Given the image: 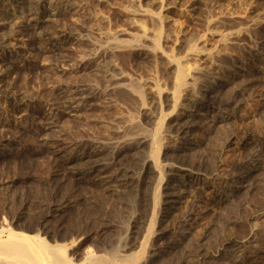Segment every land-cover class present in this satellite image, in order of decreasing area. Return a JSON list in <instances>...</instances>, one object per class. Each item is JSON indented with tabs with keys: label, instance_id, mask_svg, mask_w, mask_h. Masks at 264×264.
Masks as SVG:
<instances>
[{
	"label": "rangeland",
	"instance_id": "374dc122",
	"mask_svg": "<svg viewBox=\"0 0 264 264\" xmlns=\"http://www.w3.org/2000/svg\"><path fill=\"white\" fill-rule=\"evenodd\" d=\"M40 9L51 14L35 29L0 26V220L69 200L46 221L58 235L93 232L86 245L100 264H195L196 250L217 249L231 254L220 264H264V0H50ZM239 67L248 82L233 75ZM180 70L188 84L178 85ZM208 81L222 86L228 118L195 117L178 135L177 118ZM70 83L94 94L79 113ZM127 138L125 190L114 192L112 167L71 174L86 152ZM182 158L195 170L221 166L174 198L165 164ZM146 159L158 163L144 173ZM233 172L245 183L221 200ZM194 193L214 207L178 229ZM246 239L255 252L244 258L231 245Z\"/></svg>",
	"mask_w": 264,
	"mask_h": 264
},
{
	"label": "bare ground",
	"instance_id": "6f19581e",
	"mask_svg": "<svg viewBox=\"0 0 264 264\" xmlns=\"http://www.w3.org/2000/svg\"><path fill=\"white\" fill-rule=\"evenodd\" d=\"M46 1L48 2L50 0H0V26L4 25L5 27V25H7L9 21L12 20V22L15 21L16 24H18L19 29L23 30L24 32L31 29H35L36 20L43 19L44 17L49 16L51 14V12L48 10L40 9L41 6H43V4ZM261 48H264V46H262ZM241 68L242 67L238 68V70L240 69L239 72L236 71L237 69L236 70L233 69L234 70L233 75L235 77L241 75L243 76V80L248 82L249 80L248 76L250 75V73L248 70L245 69L241 70ZM181 69L183 70V68ZM2 70L3 69H1L0 66V71ZM183 73L184 72L180 70L178 76H176L178 79L177 82L179 86L184 85L186 83L188 84L187 78ZM221 88L222 86L220 84L219 85L213 84L212 81H208L207 83L204 84L203 88L196 90V92L192 96L190 105L186 109V112L184 111L185 113L179 116L177 118L178 121H176V123L174 124V129L178 133V135L183 136L184 132L186 131V129H188L189 125L193 122L195 117H201V118L211 117L214 123L219 120L228 118L227 116L221 115L219 113L225 107L224 105H227V103L223 104L222 100H220ZM64 92L69 98V102H71L69 108H71L72 111H78V113L81 107L84 105V103L88 101L92 97V95H94L91 94L92 92L88 91L86 85L80 83H75V84L70 83L69 85H66L64 87ZM182 136H180L181 137L180 140H182L183 138ZM127 139L128 140L124 141L123 143L115 144L113 142L115 145H112L110 143L109 144L102 143L106 148L103 147V145L101 144L102 146L101 145L98 146L99 148L95 147L94 150L91 149V151L86 152V154L82 155L79 158V165L75 167L74 170L71 171V174L73 176L77 175V173H82L87 176L94 172L100 174L104 169L108 167L110 168L112 167V172L114 174L113 176L116 177L113 188L114 192L119 193L125 190L127 188L129 175L132 173V166L128 162L129 160L125 161L123 159V156H125L129 152L131 147H133L134 145V144L132 145V143H134V141H132L133 139L132 140L131 138H127ZM157 142L155 143L157 144ZM186 144L187 143H185V145ZM185 145L183 144L181 148L184 149ZM261 145L263 146L264 143L259 142L258 147L261 148L262 147ZM109 147L111 149H109ZM154 153H156V151ZM182 159L176 162H171V163L167 162L165 164L166 174L168 177L167 179L172 180L171 183L169 182V184H171V187L169 186V188L171 189L170 195L173 196L174 198L182 197L181 193L184 192L182 191V189L183 188L185 189V187L186 188L191 187L192 183L194 184L195 182L198 181V179H200L201 174L204 173L205 174L211 173L214 175L218 174L217 171L221 166L219 160H215L213 163H211V165H207V166L204 165L205 164L204 162H201L198 164V166H196V170H195L193 164L188 163L187 160L185 159L183 160ZM155 160L153 161L151 159H146L144 161L143 164L144 173L146 172V170L157 167L158 162ZM238 174L237 172L231 173L227 177L230 182L221 186V191L225 192V195L221 197V200L233 195L234 193V189L232 186L233 182L234 184L235 183L238 184L239 187H241L245 183V177L240 176L241 174L240 175ZM68 201L56 205L49 204V206H47L46 208L47 210L44 215L28 217L26 214L20 212L19 214L12 215L10 220L6 218L0 220V264H100L102 262L100 256L98 255L99 257H96L94 250L86 245L90 240L93 232H84L83 230L82 232L84 233H82L81 235L80 233H78L76 236L68 235L66 233L58 235L59 233L58 234L56 233L57 227L55 228L49 226L50 224L48 225L46 220L49 215L53 216L54 214L52 215V213L54 212L56 213L58 212L61 215H63V213L67 212L68 207L71 206L70 204H72L71 203L72 201L71 202ZM213 201H211V199L208 197H201L197 193H194L191 197V204L189 208L187 209L184 217L180 219L177 224L178 229L185 230V228H187V226L189 225V221L191 220V218L195 214H201L202 216L204 213H206V211L215 204ZM98 212L99 211H97V213ZM97 213H93V214L95 215ZM23 218H26V221L25 222L23 221V223H21V220H23ZM102 229H104V225L102 226ZM185 237H187V235ZM232 246H234L233 250L234 248H239L242 257L244 258L249 257L252 252H255V250L253 249L254 247L248 245L247 239L243 241H235V243L232 244L231 247ZM193 254L195 258V264H220V262L225 258L231 260V256H230L231 254H229V252L226 249L225 250L217 249L214 252H207L205 255L201 254L199 250H196L195 253ZM122 256H124V254ZM79 257H81L80 260H78ZM131 257L132 255L130 256V258ZM125 258L123 257L122 259ZM143 260H145V257ZM149 261H151V259H149ZM149 261L146 260L147 263H149ZM233 264H242V262L241 260H235Z\"/></svg>",
	"mask_w": 264,
	"mask_h": 264
}]
</instances>
